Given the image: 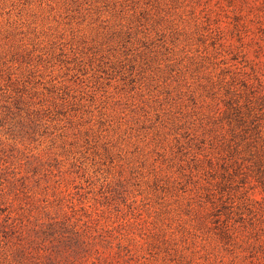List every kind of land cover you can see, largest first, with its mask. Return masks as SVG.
<instances>
[{
  "label": "rangeland",
  "instance_id": "obj_1",
  "mask_svg": "<svg viewBox=\"0 0 264 264\" xmlns=\"http://www.w3.org/2000/svg\"><path fill=\"white\" fill-rule=\"evenodd\" d=\"M0 264H264V0H0Z\"/></svg>",
  "mask_w": 264,
  "mask_h": 264
}]
</instances>
